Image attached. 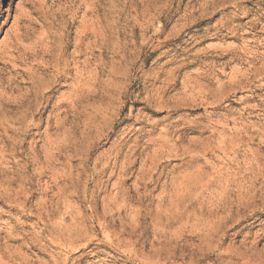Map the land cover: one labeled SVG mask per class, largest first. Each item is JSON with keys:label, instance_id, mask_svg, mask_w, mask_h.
Wrapping results in <instances>:
<instances>
[{"label": "rangeland", "instance_id": "1", "mask_svg": "<svg viewBox=\"0 0 264 264\" xmlns=\"http://www.w3.org/2000/svg\"><path fill=\"white\" fill-rule=\"evenodd\" d=\"M0 139V264H264V0H0Z\"/></svg>", "mask_w": 264, "mask_h": 264}, {"label": "bare ground", "instance_id": "2", "mask_svg": "<svg viewBox=\"0 0 264 264\" xmlns=\"http://www.w3.org/2000/svg\"><path fill=\"white\" fill-rule=\"evenodd\" d=\"M69 103H70V106H72V104H73V99L71 98L70 100H69ZM22 117H24V115H22ZM21 117V118H22ZM18 123H22L20 120H18L17 121ZM22 127V126H21ZM7 132H11L13 135H11V134H8ZM3 136H5V140L6 141H9L11 144H12V146H11V148H13V146L14 145H16L18 142H19V138L17 139L16 137H17V135L19 134V131L18 130H15L13 127H10V126H4L3 127ZM0 143H1V145L2 146H0V160H1V157H3L4 156V151L2 150V147H4V146H6V144H5V142H3L1 139H0ZM20 144H21V142H20ZM18 145H19V143H18ZM10 147V146H9ZM14 149V148H13ZM13 153V152H12ZM21 153V152H20ZM2 161V160H1ZM0 161V162H1ZM5 193V192H4ZM74 225H72L71 224V226L70 227H68V228H66V233H67V236L65 237V241H69V242H71L73 239H74V236L72 235L74 232H73V229H74V227H73ZM62 240H64L63 238H61Z\"/></svg>", "mask_w": 264, "mask_h": 264}]
</instances>
